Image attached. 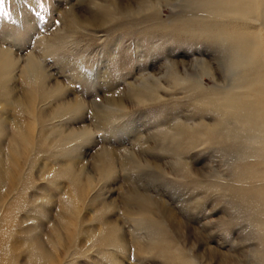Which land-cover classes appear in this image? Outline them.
Segmentation results:
<instances>
[{"label":"rangeland","instance_id":"1","mask_svg":"<svg viewBox=\"0 0 264 264\" xmlns=\"http://www.w3.org/2000/svg\"><path fill=\"white\" fill-rule=\"evenodd\" d=\"M43 4L0 3V264H264V0Z\"/></svg>","mask_w":264,"mask_h":264},{"label":"bare ground","instance_id":"2","mask_svg":"<svg viewBox=\"0 0 264 264\" xmlns=\"http://www.w3.org/2000/svg\"><path fill=\"white\" fill-rule=\"evenodd\" d=\"M131 5H133V4H131ZM124 6V5H123ZM236 6V5H235ZM135 7V6H134ZM222 12V11H221ZM224 12V11H223ZM227 12V11H226ZM74 13V12H73ZM242 13V12H241ZM240 15V14H239ZM95 17V16H94ZM225 17H226V15H225ZM234 19H237V18H234ZM248 19H250V17L248 18H245V19H243V20H245L246 21V24H247V21H249ZM252 20H253V18H252ZM258 21H260L259 20V18L257 19ZM99 21V20H98ZM262 21H264V20H262ZM262 21H260V23L261 24H264V22H262ZM86 22V21H85ZM82 23V22H81ZM89 24V23H88ZM249 25L250 24H247V26L246 27H249ZM249 29V28H248ZM237 31V30H236ZM251 34H253V33H250V32H243L242 34H241V36L242 37H244L243 39L242 38H239L240 39V41H239V43L240 44H244L245 42L244 41H246L247 40V38L249 37V36H251ZM261 35V34H260ZM255 37H259V36H257V34H255L254 35ZM227 37V36H226ZM239 37H240V35H239ZM236 38V37H235ZM238 39V38H237ZM262 39V38H261ZM261 39H258V41H253V42H251L252 43V48H257V47H262L263 45H264V41H262ZM236 40V39H235ZM243 40V41H242ZM249 41V40H248ZM247 42V41H246ZM229 43H231V42H229ZM233 45V44H232ZM236 46V47H235ZM234 47L236 48V50H237V52H238V54L239 55H241V54H245V53H243L242 51L240 52V50H238V46H239V44L238 45H235ZM249 49V48H248ZM245 50V49H244ZM243 50V51H244ZM253 51V50H252ZM255 51V50H254ZM248 52V54H249V51H247ZM246 52V53H247ZM252 53V52H251ZM251 55V54H250ZM252 55H254V53H252ZM252 57V56H251ZM239 58V57H238ZM243 63V62H242ZM13 66V62L10 60V55H9V51H7V50H5V51H1L0 52V90H3L2 89V83H3V81H5V82H7V80H4V79H7L8 78V74H9V72H10V68ZM32 68V71H33V73L35 74V79H36V82H35V84H30V86H35L36 87V89H37V91H34L35 93H37L38 95H39V98H41V96L43 97V95L44 94H42V91H43V88L45 87L44 85H45V80H46V75L44 74V72H43V67L41 66V64H39L37 61H34L33 63H32V67H30L29 69H31ZM31 71V72H32ZM30 72V71H29ZM29 74V73H28ZM28 74H27V76H28ZM32 75L30 74V77H31ZM34 76V75H33ZM30 77L29 78H27L26 79V83L28 84V82H31V80H30ZM5 82H4V84H5ZM36 89H34V90H36ZM42 90V91H41ZM61 90V88H58L57 89V91H56V93H58L59 91ZM243 91V90H242ZM1 94V93H0ZM3 94V93H2ZM111 97V96H110ZM112 98V97H111ZM28 99V95H25V97H23V99H20L19 100V103H21V107H22V105L25 107V108H27L28 109V107H29V102H27V101H29V100H27ZM116 100V99H115ZM112 102V101H111ZM110 103V102H109ZM120 104V103H119ZM118 105V104H117ZM124 105V104H123ZM66 108V109H65ZM26 109V110H27ZM60 109V111H65V110H69V109H74V110H82L83 109V102L82 101H80L79 99H75L74 100V102H70V103H65L62 107H60L59 108ZM111 109V108H110ZM243 109H245V108H243ZM106 110V109H105ZM19 111H20V109H19ZM107 111V110H106ZM246 111V110H245ZM252 112V111H251ZM253 113V112H252ZM245 114V113H244ZM102 115V114H101ZM243 116V115H242ZM251 116V115H250ZM249 116V120H250V118H252V117H250ZM256 116V115H255ZM258 116V115H257ZM256 116V118H258ZM23 117V116H22ZM243 118H245V117H243ZM242 118V119H243ZM105 119H107V118H105ZM245 120V119H244ZM254 120V119H253ZM257 120H259V119H257ZM256 120V121H257ZM243 121V120H242ZM246 121V120H245ZM251 121V120H250ZM25 120H21V124H17L16 125V128L15 129H13V130H15L14 131V136L12 135V137L10 138V144H12L13 145V147L14 148H16V152H18L19 150H20V147H19V145L17 144V142H18V139L20 138L22 141H24V142H27V140L29 139V131L28 130H26L27 128H26V125H25ZM253 123L255 122V121H252ZM260 122V121H259ZM249 124V123H248ZM255 124V123H254ZM254 125H252V127H253ZM8 128H7V124L6 123H0V132H5L6 130H7ZM9 132V131H8ZM12 147V148H13ZM105 156L103 157V159H105L108 155V152L107 151H105ZM19 156H21V155H19ZM114 158H115V156H114ZM107 161V160H106ZM7 171H9V166L5 163V162H3V161H1L0 162V184H2V182H4V179H5V176H6V172ZM170 213V212H169ZM38 256V255H37ZM6 264V263H5Z\"/></svg>","mask_w":264,"mask_h":264},{"label":"snow or ice","instance_id":"3","mask_svg":"<svg viewBox=\"0 0 264 264\" xmlns=\"http://www.w3.org/2000/svg\"><path fill=\"white\" fill-rule=\"evenodd\" d=\"M4 0H0V3H3ZM38 3H39V7L41 9H44V4H43V0H38ZM31 11H33L35 13L36 16H40V13L38 11H36L35 9H31ZM0 15H4V16H7L9 15V13H6L3 11V9H0Z\"/></svg>","mask_w":264,"mask_h":264}]
</instances>
